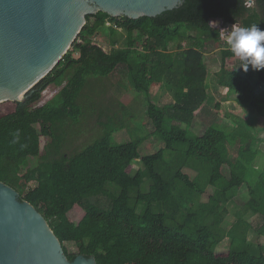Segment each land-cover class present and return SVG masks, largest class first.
Wrapping results in <instances>:
<instances>
[{"label": "trees", "instance_id": "16d2710c", "mask_svg": "<svg viewBox=\"0 0 264 264\" xmlns=\"http://www.w3.org/2000/svg\"><path fill=\"white\" fill-rule=\"evenodd\" d=\"M253 1L184 0L136 19L90 13L70 50L26 99L0 103V181L42 213L70 261L82 254L97 264H264V245L248 240L252 228L264 237V166H255L263 140L243 119L232 132L216 122L202 135L191 129L209 98L205 54L211 44L218 50L217 84L246 112L264 117V69L244 71L221 33L224 24L239 21L264 30V0ZM101 28L109 31V50L96 38ZM118 65L127 69L132 89L146 95L150 136L164 147L143 155L148 136L116 142L115 133L129 127L118 122L130 112L120 102L121 116L99 120L102 133L68 153L81 119L103 110L89 107L97 95L84 99L86 88ZM163 82L174 98L160 106L152 89ZM49 87L58 90L41 103ZM30 158L37 160L34 167ZM138 161L142 166L131 171ZM208 188L213 192L203 199ZM236 199L242 212L261 217L257 225L237 212L230 228L223 227ZM67 243L78 252L70 253Z\"/></svg>", "mask_w": 264, "mask_h": 264}, {"label": "water", "instance_id": "95a60500", "mask_svg": "<svg viewBox=\"0 0 264 264\" xmlns=\"http://www.w3.org/2000/svg\"><path fill=\"white\" fill-rule=\"evenodd\" d=\"M183 1L0 0V95L17 91L42 75L23 98L4 99L0 103L26 99L27 93L70 50L88 14L104 11L136 19L172 10ZM233 25L240 26L227 23L231 30ZM72 37L69 48L53 63ZM0 264H97V261L94 256L87 258L82 254L70 261L42 213L21 199L16 189L0 181Z\"/></svg>", "mask_w": 264, "mask_h": 264}, {"label": "rangeland", "instance_id": "374dc122", "mask_svg": "<svg viewBox=\"0 0 264 264\" xmlns=\"http://www.w3.org/2000/svg\"><path fill=\"white\" fill-rule=\"evenodd\" d=\"M248 5L254 6L255 3L253 0H248ZM241 25V21L238 22ZM229 28L227 24H224L222 27L223 30ZM191 35L195 34L190 32ZM226 34V33H225ZM96 38L102 44L105 50L110 49V38L109 31L107 28H101L97 33ZM177 43L174 42L170 45L171 50H176ZM218 50L210 45L207 53L205 54V59L209 64V98L207 105L201 111L196 122L193 124L191 129L194 132L203 134L211 122L218 123L223 129L228 132H232L238 126V123L242 121L251 122V130L253 134H256L258 138L263 141L259 142V155L256 159L255 166L258 168H263L264 166V117L250 114L240 106L235 101V97L232 94L224 93V87H221L217 84V71L219 70V57L217 55ZM238 64H241L239 57H237ZM95 87H87L85 90V97H88L91 94L97 95L93 100H89V107L93 106L94 108L101 109L93 112L92 114H87L81 119L79 128H76V134L71 138L73 141L72 144L67 145L66 151L68 153L72 152L74 149L82 147L84 144L90 143L95 137H97L102 131V126L99 122H106L108 115L111 117L117 116L122 112L119 103L125 102L130 112L124 113L120 120L127 121L129 127L125 128L122 131L115 133L114 138L116 142L125 143L131 140L138 138V136H148V139L140 146V151L143 155H147L153 152H156L164 147V144L157 139L155 136H150V133L153 130L151 123L147 118V99L144 93H140L132 89L129 81L127 69L123 65H118L116 70L108 78H103L100 82H94ZM57 87H49L43 95L41 103L47 102L56 92ZM153 94L157 103L160 106H164L173 102L174 91L169 88L165 82L160 85L154 86ZM219 104V107L217 106ZM91 105V106H90ZM119 116V117H120ZM102 133V132H101ZM232 154L236 156V152L232 151ZM166 156L169 157L170 153L166 152ZM37 164L35 158L29 159V166L34 167ZM141 162L137 163L131 167V171L135 172L140 168ZM185 172L189 173L192 177L196 176L195 170L185 169ZM223 172L227 175L229 169L227 167L223 168ZM150 183L147 181L144 184V190L149 189ZM213 189L208 188L206 194L203 196V199H206L209 195L212 194ZM237 202L231 201L228 204L229 213L226 215L223 227L225 229L230 228L233 222L237 219L238 213L244 216L253 226L257 225L261 221V217L258 214H253L251 212L241 211V200L236 199ZM102 206H107L108 201L106 198L101 197L99 199ZM240 203V204H239ZM248 240L257 246L259 243L264 245V237H258L253 228L251 229ZM229 245V239H225L221 244L220 249L227 248ZM68 251L70 253H77V247L74 243L66 244Z\"/></svg>", "mask_w": 264, "mask_h": 264}, {"label": "clouds", "instance_id": "9594fccd", "mask_svg": "<svg viewBox=\"0 0 264 264\" xmlns=\"http://www.w3.org/2000/svg\"><path fill=\"white\" fill-rule=\"evenodd\" d=\"M214 27L215 23H209ZM223 36L226 39V43L229 50L239 57L240 66L247 71L249 65L254 70L264 69V30H260L257 25L250 27L234 26L232 30Z\"/></svg>", "mask_w": 264, "mask_h": 264}, {"label": "bare ground", "instance_id": "6f19581e", "mask_svg": "<svg viewBox=\"0 0 264 264\" xmlns=\"http://www.w3.org/2000/svg\"><path fill=\"white\" fill-rule=\"evenodd\" d=\"M113 11H117V10H113ZM131 14H135V13H131ZM81 23H83V20H81ZM74 39V37L70 38L68 44L65 46V50L60 52L57 56L56 59L54 60L53 63H55L57 61V59L69 48L70 43L72 42V40ZM51 68V67H50ZM49 68V69H50ZM42 76V75H41ZM41 76H38L36 78L31 79L29 82H27L25 85H23L21 88H19L17 91H13L10 93H6L3 95H0V101L4 100V99H21L24 96V93L33 85L35 84Z\"/></svg>", "mask_w": 264, "mask_h": 264}, {"label": "built area", "instance_id": "2783aa9c", "mask_svg": "<svg viewBox=\"0 0 264 264\" xmlns=\"http://www.w3.org/2000/svg\"><path fill=\"white\" fill-rule=\"evenodd\" d=\"M223 31H224V33H226V32H230L231 29L227 28V30H223ZM223 31L221 30L222 36H223ZM223 37H224V36H223Z\"/></svg>", "mask_w": 264, "mask_h": 264}]
</instances>
